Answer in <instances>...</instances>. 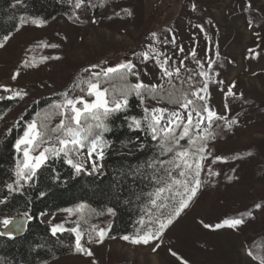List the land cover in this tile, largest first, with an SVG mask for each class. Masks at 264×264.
<instances>
[{
  "label": "rangeland",
  "instance_id": "obj_1",
  "mask_svg": "<svg viewBox=\"0 0 264 264\" xmlns=\"http://www.w3.org/2000/svg\"><path fill=\"white\" fill-rule=\"evenodd\" d=\"M101 4L96 14L87 7L80 8L77 19L64 15L50 21L22 18L28 22L20 21L9 39L0 41L4 44L0 47V96L10 97L16 91L22 93V98L18 97L20 103L2 117L3 127L15 123L31 99L66 92L72 76L85 68L90 69L91 74L103 73L108 67L131 60L144 84L162 83L167 78L163 77L154 54H150L148 60L141 55L149 51L150 44L164 54L161 60L170 58L168 66L171 67L191 57L195 48L196 58L204 61V69L212 77L205 94L209 108L229 119L235 117L239 123L231 129H222L223 121H220L219 129L226 132L219 135L220 131L215 140L208 141L214 155L205 161L220 174L209 178L205 167L201 179L207 182L190 207L166 230L158 248L157 242L137 245L122 237L108 238L111 213H103L82 224L78 215L81 209L78 210L77 205L68 208L71 212L64 209L42 214L40 220L48 223L50 229L56 224L78 227L82 245L93 255L79 252L47 264H183V261L188 264H263L250 257L247 243L264 235V0H101ZM245 6L256 12V23L247 21ZM197 25H203L204 31ZM153 32L160 40H171L174 36L176 43H156L151 36ZM45 43H56L60 47L45 48L42 46ZM178 46L184 48L183 53ZM54 56L60 59H52ZM209 59L216 61L211 69ZM25 61L29 62L28 66ZM92 65L97 67L91 68ZM16 73L19 75L13 80ZM233 82L235 95L230 96L227 88ZM5 87L10 91H5ZM87 88L86 84L83 92L68 95L94 101L95 96H89ZM63 99L61 95L59 101ZM225 104L229 110L225 109ZM177 110L186 117V111ZM206 124H202V128ZM23 148L21 145L18 149L21 166ZM42 150L40 145L35 151L30 150V155H38ZM82 154L87 158V150L83 149ZM215 156L227 159L212 163ZM95 157L94 154L92 160ZM92 160L87 158L86 167ZM256 204L262 207L257 209ZM234 212H251L252 215H246L245 223L236 229L209 230L200 223L215 224ZM100 228L107 230L102 241L98 236ZM170 249L177 256H173Z\"/></svg>",
  "mask_w": 264,
  "mask_h": 264
},
{
  "label": "trees",
  "instance_id": "obj_2",
  "mask_svg": "<svg viewBox=\"0 0 264 264\" xmlns=\"http://www.w3.org/2000/svg\"><path fill=\"white\" fill-rule=\"evenodd\" d=\"M75 2L76 0H20L18 3L17 0H0V41L4 35L10 36L17 30L22 18L50 21L58 15H64L77 19L80 8L87 7L92 14H96L102 6L101 0H84L82 6L77 9L74 6ZM244 13L249 24L256 23V12L250 6L244 7ZM183 60L184 67L177 65L181 67L179 77L174 75L171 83L167 78L157 84L163 89V99L159 97L153 99L146 95L142 101L140 97L131 95L128 97V106L109 117L106 123L110 131L104 133L107 146L104 148L103 159L99 160L95 157V161L100 165L99 170H92V162L86 167L87 158L82 154L83 149L79 156L74 157L75 160L84 161V169L80 173L66 162L63 154L57 157L50 156L47 162L37 169L36 176L22 183L16 191H10L7 185L14 184L17 165H21L22 156L15 144L27 123L35 120L38 127L42 121L48 124V136L52 139L49 140L46 136L45 143L40 144L41 148L52 143L59 146L56 137L61 135V132L53 133L51 130L56 128L61 120L67 124L70 113L53 107L59 102L62 93L48 95L31 99L16 122L3 127L2 117L20 103V98L9 99L3 96L5 98L0 99V233L5 226L3 224L5 219L10 220L22 215L29 217L22 236L0 235V264H47L57 258L79 253L75 251L74 234L65 231L54 236L49 224L40 220V216L45 213H56L83 204L84 207L78 212L79 222L87 224L91 219L112 209L108 238L135 236L142 227L139 224L141 216L147 220L149 210L153 215L158 214L150 203L149 194L154 193L158 186H163L152 179L153 176L160 177L163 173L158 165L155 167L149 165H155L156 160H171L174 154L158 155L159 138L153 140L146 128H130L129 124L131 117L141 119L143 122L145 108L160 107L171 111L180 109L179 105L168 103L166 93L169 91H176L177 94L179 91L191 93L194 90L189 88L187 77L190 73L185 69L193 70L192 83L195 87H201L202 77L197 75L199 68L192 57ZM91 76L90 69L88 72L83 69L74 74L66 92L78 93L86 86L80 81ZM92 82L96 80L93 78ZM136 82H138L137 77L133 75H129L125 81L118 73L110 74L109 77H104L101 73L100 88L108 89L106 98L111 100L114 96L120 97L121 90L126 84ZM189 98L195 99L191 95ZM46 114L49 115L47 120L44 119ZM81 119L80 127L85 130L89 125L96 123L90 115L82 116ZM220 124V121H215L213 125L216 133L222 131L219 135L225 131L216 127ZM179 131L180 129H177V133ZM192 131L197 132L196 129ZM181 144L187 146V138L182 140ZM173 175L178 173L174 172ZM245 214V212H234L227 214L225 218L243 216L246 219ZM67 226L70 228L71 224ZM247 252L252 259L264 264V235L249 239Z\"/></svg>",
  "mask_w": 264,
  "mask_h": 264
},
{
  "label": "snow or ice",
  "instance_id": "obj_3",
  "mask_svg": "<svg viewBox=\"0 0 264 264\" xmlns=\"http://www.w3.org/2000/svg\"><path fill=\"white\" fill-rule=\"evenodd\" d=\"M19 3L20 0H17ZM84 0H76L75 8H80ZM196 5H193V10H195ZM131 15V13H129ZM26 20H21V23H27ZM33 23H40L33 20ZM95 22V21H93ZM201 32L204 31L203 25H197ZM154 42L163 43V44H175V37L171 40L165 38L160 40L156 32L151 33ZM9 39L8 35H4L3 41ZM3 42H0V47H3ZM45 48L57 49L60 47L59 44H42ZM181 53L184 52L182 46H178ZM149 51L142 53L144 60H148L150 54H154L156 63L160 65V68L163 70V77L169 79L171 83V78L175 75L179 77L181 72V67H184V60L180 61L181 67H171L169 65V57H165L161 60V56L164 54L157 50V48L150 44L148 46ZM193 61L200 69L197 73L199 77L204 78L202 87H195L192 83L194 81V76L191 75L192 69H185L190 73L187 77L189 82V88H194L191 93L188 91H179L177 94L176 91H169L166 93L168 103L172 105H179V108L186 111V117L182 114L181 111H169L167 108H145V116L143 122L141 119L136 117H131V123L129 124L130 128L140 129L142 127L146 128L151 133V138L157 140L159 138L160 143V152L158 155L162 156L164 153H173L171 160H156L155 165H149V167L159 166V169L162 171L163 175L160 177L153 176L152 179L156 181L158 186L155 189L154 193L149 194V199L151 205L157 210L156 215H153L152 211L149 210L147 213V220L144 216H141L139 224L142 226L140 232L135 236L124 235L122 239L125 241H131L133 244H144L148 245L152 242H157L156 247L160 246L159 241H161L164 233L170 226H172L175 221L184 213L191 205V203L197 198L198 192L201 190L206 180L201 179V173L207 167V176L209 178L218 176L219 172H214L211 168V165L205 164V161L209 157L213 156L211 149L209 148L208 141L215 140L217 133L214 130L215 121H223V127L231 129L233 125L239 123L238 119L233 117L231 119L226 116L218 115L215 110H212L208 106L206 93L208 92L209 81L212 80V77L209 75V72L204 69V61L196 58V50L192 49L190 53ZM217 59L219 58V52L216 53ZM52 59H60L59 56L51 57ZM44 60L49 59V57H43ZM187 59V57H185ZM216 61L209 59L207 61L208 68L211 69L212 65ZM175 61H173V64ZM29 62L25 61V66H28ZM97 65H92L91 68H96ZM136 65L131 60H127L123 63L117 64L115 67H108L103 70V76L109 77L110 74L118 73L122 80L127 81L129 75L137 77L135 84H126L125 87L121 90L120 97H113L111 100L106 98V93L108 89L105 88L101 90L100 88V72H93L92 76L88 79H82L81 84H87V93L89 96H95V100L89 102L84 98V96H78L75 98L69 97L68 93H63L64 99L55 103V109H64L70 113L68 117V123L66 124L64 120H61L60 124L56 128H53L51 131L61 132V135L56 137L58 145L52 143L50 146H45L38 155H30V150L35 151L40 144L45 143V137L48 136V124L44 121L40 123L39 129L37 127V122L33 120L32 122L26 125V129L23 132V136L17 139L15 147L17 149L23 148V164L17 165V170L15 173V182L7 185V188L10 191H16L22 185V183L30 181L37 174V169H40L43 166L49 157H57L63 154L66 158V162L71 165L77 173H80L84 169V161L75 160L74 157L81 154V150L87 148V158L92 160L93 155L95 154L97 159L102 160L104 156V148L107 146L105 143L104 133L110 131L108 124L109 117L113 114L121 111L126 108L129 104L128 97L135 95L140 97L143 101L145 96H151L153 99L164 98L163 89L158 85H148L144 84L139 80L140 73L135 71ZM85 72H88L89 69H84ZM19 73L13 75V80L17 78ZM218 75V74H217ZM93 78L96 82H92ZM223 83V81H220ZM175 86L173 85V88ZM236 87L235 83L229 85L227 88V94L232 96L235 95L234 88ZM5 91H10L7 87L4 88ZM83 92L84 89L81 88ZM203 93V94H202ZM23 95H26L24 93ZM189 95L195 99H190ZM240 95H243L242 93ZM16 97L22 98V93L16 91L13 96L8 97L9 99H14ZM5 97L0 96V99ZM203 102V103H200ZM81 104L82 107L77 105ZM103 110L102 112L100 110ZM225 109H228V105L225 104ZM63 114V113H62ZM91 116V119L95 121V125H89L88 128L82 129V116ZM49 118V115H45V120ZM186 120V122H185ZM207 122L206 127L202 128V124ZM73 124L75 126H73ZM220 127V125H216ZM177 129L180 131L177 133ZM193 129L200 130L193 133ZM84 132V135L81 133ZM187 138V146L181 144V141ZM48 139L51 140L52 137L48 136ZM207 153V155L205 154ZM250 154V153H249ZM237 157H233L236 159ZM226 157L215 156L212 163L216 161L224 160ZM92 170L97 171L100 168V165L97 164L95 160H92L91 164ZM174 172H177L178 175H173ZM231 179V177H229ZM44 195V193H41ZM155 198H152V197ZM159 201V203H158ZM84 207L83 204L78 206V210ZM261 204H256L255 208L260 209ZM66 211L71 212V209ZM109 212H112V209H108ZM245 215L251 216L252 213L248 212ZM11 221L5 219L3 224L5 226L9 225ZM205 229L209 230H219L222 228H232L236 229L239 226L245 223L243 216L240 217H231L224 218L221 221L215 224L200 222ZM51 232L55 236L57 233H63L65 231L75 234V251L83 252L88 256H92L93 253L90 249L85 248L81 243L82 233L78 227L65 228L63 224H56L51 227ZM106 229H99V240L102 241L106 235ZM6 233H0L4 235ZM91 239V237L89 238ZM99 242V241H98ZM156 249L154 248L153 251ZM170 252L173 256H177L175 251L170 249ZM182 260V258H181ZM183 264H188L187 261H183Z\"/></svg>",
  "mask_w": 264,
  "mask_h": 264
},
{
  "label": "water",
  "instance_id": "obj_4",
  "mask_svg": "<svg viewBox=\"0 0 264 264\" xmlns=\"http://www.w3.org/2000/svg\"><path fill=\"white\" fill-rule=\"evenodd\" d=\"M11 223L4 226L1 233H6L4 236L20 237L24 234L26 229V224L29 221L27 215H22L10 220Z\"/></svg>",
  "mask_w": 264,
  "mask_h": 264
}]
</instances>
